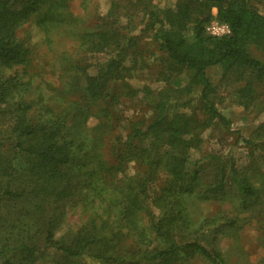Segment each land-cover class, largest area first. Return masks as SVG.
<instances>
[{
  "label": "trees",
  "instance_id": "16d2710c",
  "mask_svg": "<svg viewBox=\"0 0 264 264\" xmlns=\"http://www.w3.org/2000/svg\"><path fill=\"white\" fill-rule=\"evenodd\" d=\"M73 1L0 0V264H37L48 255V264H228L216 246L219 232L208 233L222 227L235 241L254 216L264 220L257 165L264 164V122L241 137L249 149L242 168L213 155L191 161L189 152L212 121L230 125L213 102L208 68L244 81L237 98L245 108L253 84L264 83V60L249 53L264 50V15L254 0H175L165 9L154 0H108L104 15L80 16ZM80 1L83 10L95 3ZM213 19L229 35H206ZM25 25L42 36L39 58L28 28L18 35ZM149 34L166 86L141 90L149 115L127 121L113 147L117 106L136 93L125 80L147 55L141 38ZM62 39L74 48L63 49ZM95 55L103 60L90 62ZM48 68L58 70L56 83L45 79ZM211 162L210 180L201 181ZM131 163L136 172L128 175ZM190 199L237 207L195 222L183 208ZM67 205L91 214L56 237ZM261 242L264 250V224Z\"/></svg>",
  "mask_w": 264,
  "mask_h": 264
},
{
  "label": "rangeland",
  "instance_id": "374dc122",
  "mask_svg": "<svg viewBox=\"0 0 264 264\" xmlns=\"http://www.w3.org/2000/svg\"><path fill=\"white\" fill-rule=\"evenodd\" d=\"M154 4L160 9L174 8L175 0H154ZM108 5V0H95V3H93L89 8L87 7L86 10H83V4H81V1L75 0L71 2L70 9L75 15L83 16L91 11L92 14L98 16L106 13ZM252 5L260 14L264 15V0H254ZM94 8L96 11L94 10L93 12ZM213 11L215 12V10ZM92 21H94V18ZM27 28L31 35L29 44L35 46L36 53L39 58L40 54H43V50H45L40 45L42 36L37 32L34 26L28 27L26 25L19 31L18 35L22 36V31ZM137 31L138 30L135 29L134 33H137ZM145 36L146 35L141 38V47L144 46L143 48L145 49L147 55L143 60L138 62V66L130 72L131 76L129 75L126 77L125 80V82L131 87V89L136 91V93H134L132 97H122L120 99L121 104L117 106L118 111L121 112V119L119 126L116 127L112 134L113 138L110 143H112L113 147L118 143V138L124 137L126 133L125 126L127 121L134 117H146L149 115V112L141 102V90L144 87H147L156 91L163 89L166 86V83L161 79V71L164 68L166 69V66L157 61L159 54L154 49L155 44L151 40L150 34L146 38ZM60 45L63 49L68 47L69 51L74 48L72 43L66 42L64 39L60 41ZM147 51L151 54H148ZM152 52L154 54H152ZM249 53L258 59L264 60V50L261 48L255 46L249 47ZM92 57L93 58L90 62H101L103 60L100 55ZM94 67L90 70L91 74L95 73ZM47 70L48 72L44 75L45 79L56 83L58 70L56 68H54V70L48 68ZM206 75L214 88L212 95L213 102L215 103L219 113L230 122V125L226 127L215 120L212 121L208 127L201 129L199 131L201 143L198 148L189 152L190 160L192 161L194 159H198L201 156L213 155L219 158L217 163L222 161L228 163L232 160L238 169L242 168L247 165L249 161V149L241 142V137L244 139L249 138L254 128L258 124L264 122V83L253 84V92L251 94L253 102L251 106L245 108L239 104V99L237 98L238 91L245 86L244 81H230V76H223V72L219 66L208 68L206 70ZM197 97L198 93H196L193 97V101L191 103L193 108L198 105L196 101ZM189 110L191 109L179 108L175 109V112L189 113ZM202 117L203 116L199 114V119ZM95 124L96 120L94 119L87 122V125L89 126H93ZM110 148L111 145L109 144L103 149V155L105 158L110 157ZM213 162L215 163V161ZM213 162L207 164L206 169L202 174L203 176L201 181H205L208 178L210 180ZM257 165L264 168V164L260 160L257 161ZM135 172V165L132 163L129 164L127 169L128 175H133ZM209 180H207V182ZM236 207L237 206L234 208L231 207L228 202L219 203L213 200L198 201L190 199L187 200V204H184L183 208L189 213L191 221L198 222L199 219L206 216L210 217L219 211H229V215H234L233 213H230L231 210ZM66 209V217L59 229L56 230V237L62 236L66 232L76 231L79 226L82 225L83 221H85L86 217L91 214L90 211H84L81 207L69 208L67 205ZM263 224L264 220L261 217L254 216L247 225L239 230L238 238L235 241H233L230 237L221 234L220 229L222 227L213 229L209 231L208 234H215L216 232H219L220 237L216 241V246L228 264H261L264 258V250L261 242ZM115 225L116 223L112 224L111 227H115ZM191 227L194 228V223H191ZM49 261L50 255H48L46 259L39 261L37 264H48ZM193 264L207 263L200 259H196L193 260Z\"/></svg>",
  "mask_w": 264,
  "mask_h": 264
},
{
  "label": "built area",
  "instance_id": "2783aa9c",
  "mask_svg": "<svg viewBox=\"0 0 264 264\" xmlns=\"http://www.w3.org/2000/svg\"><path fill=\"white\" fill-rule=\"evenodd\" d=\"M205 33L211 38H222L229 35V27L226 24L219 23L215 19L211 20L205 27Z\"/></svg>",
  "mask_w": 264,
  "mask_h": 264
},
{
  "label": "crops",
  "instance_id": "0c3cea01",
  "mask_svg": "<svg viewBox=\"0 0 264 264\" xmlns=\"http://www.w3.org/2000/svg\"><path fill=\"white\" fill-rule=\"evenodd\" d=\"M213 14L215 15V12L213 11Z\"/></svg>",
  "mask_w": 264,
  "mask_h": 264
}]
</instances>
